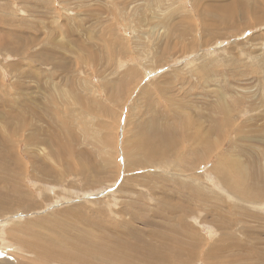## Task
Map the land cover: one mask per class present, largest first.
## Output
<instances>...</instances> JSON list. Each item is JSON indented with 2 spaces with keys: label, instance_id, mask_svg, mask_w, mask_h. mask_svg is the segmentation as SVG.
<instances>
[{
  "label": "rangeland",
  "instance_id": "obj_1",
  "mask_svg": "<svg viewBox=\"0 0 264 264\" xmlns=\"http://www.w3.org/2000/svg\"><path fill=\"white\" fill-rule=\"evenodd\" d=\"M0 160V264H264V0H0Z\"/></svg>",
  "mask_w": 264,
  "mask_h": 264
},
{
  "label": "bare ground",
  "instance_id": "obj_2",
  "mask_svg": "<svg viewBox=\"0 0 264 264\" xmlns=\"http://www.w3.org/2000/svg\"><path fill=\"white\" fill-rule=\"evenodd\" d=\"M226 12V11H225ZM224 13V12H223ZM229 16V15H228ZM189 122V121H188ZM194 126V125H193ZM190 128V127H189ZM172 130V129H171ZM186 130H187V128H186ZM183 132V131H182ZM174 133V132H173ZM154 134V133H153ZM158 136V135H157ZM192 136H193V134L189 137L188 135L187 136H185V137H188L189 138V140H191V138H192ZM193 137H195V136H193ZM147 138V137H146ZM159 138H161V137H158V139ZM187 138V139H188ZM193 139V138H192ZM143 140H144V142L146 141V143H148L149 145L150 144H152V145H154V143H152V142H150V140H146V139H144L143 138ZM161 141V140H160ZM160 141H159V143H160ZM164 142V141H163ZM192 142V141H191ZM168 143V142H167ZM147 144V145H148ZM172 145V144H171ZM59 145H55L54 147H57V148H60V147H58ZM68 146V145H67ZM63 148H64V146H63ZM168 148V147H167ZM67 149H69L68 147H67ZM63 150V149H62ZM65 150H66V148H65ZM151 151H152V149H150ZM155 150V149H154ZM67 152H71V151H67ZM74 152V151H73ZM153 152V151H152ZM72 153V152H71ZM149 153V152H148ZM154 153H156V151L154 152ZM59 154H60V157L61 158H64L67 154H69V153H65L64 151L62 152V151H59ZM158 154H160V153H158ZM165 155V154H164ZM155 156V155H154ZM157 156V155H156ZM160 156V155H159ZM158 157V156H157ZM165 157V156H164ZM151 159V158H150ZM3 164H4V172H3V174H4V176H3V178L4 179H6L7 180V182H3V181H0V192H3V193H5L7 196H11V190L12 189H17V190H19V189H22V188H20V187H18L17 185H15V184H13V182H12V175H13V171L12 170H9V169H7V167H6V162H2L1 160H0V171L2 170V168H3ZM229 165V164H228ZM230 167V166H229ZM3 171V170H2ZM235 180H237V179H235ZM238 181V180H237ZM22 185V184H21ZM2 193V194H3ZM3 196V195H2ZM5 198V197H4ZM15 199H17V201L18 200H20L21 202H22V205L20 204V206L22 207V206H24L25 208H26V205H27V203H28V207L27 208H29V209H32V207L30 206V204H32L31 203V201H29L30 199H29V197L26 195V193L25 192H22L21 191V193H19V194H17L16 195V198ZM2 203V202H1ZM14 208V207H13ZM19 209H20V207H18ZM26 208V209H27ZM19 209H14L13 211H18ZM28 210V209H27ZM11 212H12V210H10ZM66 215L67 214H70V215H73V217L72 218H70V217H67V216H62L61 215V217H58V218H56L55 219V222L56 223H61V222H63L64 221V219L65 218H67V219H69V221L70 220H74V221H72L73 222V224H71V223H69V225H73V226H76V227H78L80 230H84V229H86V230H84V231H92L91 233H94V235H89V234H81L80 235V238H78V239H81V238H87L88 239V241H89V244H90V248H91V250H86V249H84V248H79V249H77L76 251H74L73 253H64L65 252V250H62V252L61 251H58V250H56V246H62V244H59V243H57L54 239L55 238H53V240H51V239H49L48 237L46 238V236H43V237H41V238H43V240L46 242V241H48V244H49V247H45V248H43V247H41V245H39V246H37V247H35V251L36 252H39V251H42L43 252V255H45L46 257H48V258H53V257H56V258H59V259H69L72 263H74V264H79V261H78V256L81 258V260H82V263L81 264H94L93 262H95V257L92 255L93 254V251L94 250H96V251H98V246H100L101 245V242L102 241H104V239H103V237L104 236H102V234H99V232H101V231H97V226L95 225V228H94V230H90L89 229V227H87V226H77V225H75V224H80V223H83L84 221H80V217H81V213H79L78 211H67L66 213H65ZM64 215V214H63ZM92 215V214H91ZM95 215V214H94ZM88 217V216H87ZM75 223V224H74ZM99 223V222H98ZM39 224H41V222L39 223ZM83 224H85V222L83 223ZM88 224V226H90V227H92L91 225H90V223H87ZM57 225H59V224H57ZM72 226V227H73ZM47 228V227H46ZM50 228V227H49ZM63 228V227H62ZM65 228H66V226H65ZM68 228V227H67ZM51 229V228H50ZM48 230V229H47ZM54 230V229H53ZM65 230V229H64ZM64 230H61V231H63V234H65L64 232ZM54 231H56V230H54ZM53 231V232H54ZM126 231V230H125ZM124 231V232H125ZM138 231V230H137ZM48 232V231H47ZM123 232V233H124ZM188 232V231H187ZM55 233V232H54ZM57 233V232H56ZM81 233V232H80ZM59 234H61L60 233V231H59ZM79 234V231L77 232V235ZM109 234H111V233H109ZM133 234V233H132ZM193 237V236H192ZM40 238V239H41ZM66 238V237H65ZM111 241L110 242H114L115 243V241L113 240V239H110ZM180 239H178L177 241L178 242H180L179 241ZM58 241V240H57ZM176 241V242H177ZM187 241V240H186ZM61 243H62V241H61ZM131 245V244H130ZM185 245V244H184ZM43 246H45V245H43ZM162 246H163V244H162ZM64 247V246H63ZM125 247L126 246H124V247H122V252H119V251H117V248H116V246H115V244H112V245H106L105 247H104V252H99L100 254H102V256L104 257L105 255H107V256H109V257H113L114 259H113V261L112 262H115V263H119V264H122V263H125V264H131L132 262H134L133 261V256H130V254L129 255H127L126 253H125V251H130V250H127L128 249V247H127V249L125 250ZM131 247V246H130ZM170 247V246H169ZM179 247V246H178ZM166 248V247H165ZM44 249H46V251L44 250ZM132 249L133 250H131V251H135L136 250V248H135V246H132ZM167 249V248H166ZM44 250V251H43ZM48 250L50 251V253L48 252ZM55 251V252H54ZM152 251V250H151ZM150 252V251H149ZM105 253V254H104ZM40 254V253H39ZM134 254V253H133ZM132 254V255H133ZM136 254V253H135ZM153 254H155V253H153ZM42 255V254H41ZM42 255V256H43ZM138 255V254H137ZM158 255V254H157ZM135 256V255H134ZM151 256V255H150ZM159 256V255H158ZM140 258H142L143 259V257H140ZM145 258V257H144ZM141 259V260H142ZM148 259H151V258H148ZM147 259V260H148ZM154 259V258H153ZM156 259H157V257H156ZM156 259H154V260H156ZM169 260V259H168ZM168 260H166V261H168ZM136 261V260H135ZM153 261V260H152ZM140 262V261H139ZM145 262H146V260H145ZM148 262H149V260H148ZM154 262V261H153ZM158 262V261H157ZM157 262H155L156 264H157ZM170 262V261H169ZM154 263V264H155Z\"/></svg>",
  "mask_w": 264,
  "mask_h": 264
}]
</instances>
